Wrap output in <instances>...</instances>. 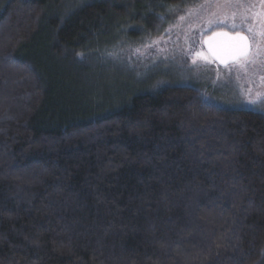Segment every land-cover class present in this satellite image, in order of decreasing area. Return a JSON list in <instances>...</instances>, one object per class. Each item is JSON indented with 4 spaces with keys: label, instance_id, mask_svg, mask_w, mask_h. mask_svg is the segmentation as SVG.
Instances as JSON below:
<instances>
[{
    "label": "trees",
    "instance_id": "obj_1",
    "mask_svg": "<svg viewBox=\"0 0 264 264\" xmlns=\"http://www.w3.org/2000/svg\"><path fill=\"white\" fill-rule=\"evenodd\" d=\"M186 1L0 0V264H264V115L100 64Z\"/></svg>",
    "mask_w": 264,
    "mask_h": 264
},
{
    "label": "rangeland",
    "instance_id": "obj_2",
    "mask_svg": "<svg viewBox=\"0 0 264 264\" xmlns=\"http://www.w3.org/2000/svg\"><path fill=\"white\" fill-rule=\"evenodd\" d=\"M81 1L83 5L88 0ZM160 28L157 35L139 40L123 37L111 56L106 60L101 57L100 64L115 78L132 81L143 89L196 86L210 103L264 115L262 0H187L167 13ZM219 31L248 36L250 57L229 68H218L205 53L203 41Z\"/></svg>",
    "mask_w": 264,
    "mask_h": 264
},
{
    "label": "water",
    "instance_id": "obj_3",
    "mask_svg": "<svg viewBox=\"0 0 264 264\" xmlns=\"http://www.w3.org/2000/svg\"><path fill=\"white\" fill-rule=\"evenodd\" d=\"M219 33H227L229 36H244L247 41V55L242 56L239 58L234 59L231 55L227 53V51H221V56L223 57L222 59H217L215 56L212 55L211 52H209V43L211 42L213 44V47L216 48L217 50H221L224 48V41L217 36ZM203 48L207 56L212 60V62L220 69H226L229 68L235 64H237L240 61L246 60L250 57L252 53V44L251 41L249 40L248 36L242 33H236L232 34L226 31H219L216 33H213L212 35L208 36L207 38L204 39L203 41Z\"/></svg>",
    "mask_w": 264,
    "mask_h": 264
},
{
    "label": "snow or ice",
    "instance_id": "obj_4",
    "mask_svg": "<svg viewBox=\"0 0 264 264\" xmlns=\"http://www.w3.org/2000/svg\"><path fill=\"white\" fill-rule=\"evenodd\" d=\"M262 2H264V0H262ZM209 23L211 24L213 21L210 20ZM233 27H235V25H233ZM217 36L225 42L224 48L221 50H217L213 47L211 42L209 43V52H211L217 59L223 60L221 51H227V53L234 59L247 55V41L244 36H229L227 33H219ZM197 55L201 56L205 60L207 59V57H204L202 53H197ZM193 62L195 63V60ZM261 102L264 103V101Z\"/></svg>",
    "mask_w": 264,
    "mask_h": 264
}]
</instances>
